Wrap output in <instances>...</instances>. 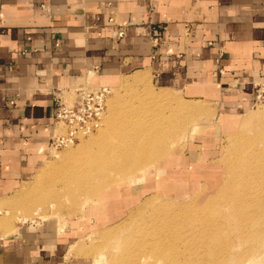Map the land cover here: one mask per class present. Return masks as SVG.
Wrapping results in <instances>:
<instances>
[{
	"label": "rangeland",
	"instance_id": "obj_1",
	"mask_svg": "<svg viewBox=\"0 0 264 264\" xmlns=\"http://www.w3.org/2000/svg\"><path fill=\"white\" fill-rule=\"evenodd\" d=\"M139 77L143 79L136 81ZM76 88L61 92L59 97L73 103ZM253 92V107L231 116L212 101L161 87L150 71L122 76L105 94L103 121L98 128L82 135L76 132L70 138L65 124L57 126L54 136L72 141L64 146L54 139L45 164L37 172L40 176L36 174L5 198L4 203L16 200L20 198L15 197L17 192L27 190L22 200L0 210V231L10 220L14 226L45 221L54 226L57 221L67 224L63 232L70 231L72 244L77 241L68 254L80 255L70 257L80 264H264V197L258 199L264 196V81ZM257 113L252 122H244ZM222 123L229 125L223 127ZM148 131H159L160 136L147 144L155 147L166 142L176 153L170 152L163 159L169 160L168 164L150 168L141 177L145 168L141 162L152 157L147 154V158L139 149L140 136ZM130 155L137 159L129 162L125 156ZM105 156L118 164L117 172L127 170L114 174L115 188L101 190L108 185L104 182L107 179L102 182L94 177L99 189L75 199L66 196V191L79 187L64 186L69 176L86 181L87 168L104 163ZM250 163L258 165V171L245 168ZM134 167L137 169L131 173ZM239 169L243 171L235 180L240 183L232 179ZM255 177L260 181L253 180ZM224 181H232L227 198L233 203L217 200ZM241 182L249 184L242 187ZM103 191L111 195L85 207L89 197L98 198ZM145 199H149L146 209L130 219V209ZM30 200L34 202L28 203L27 210L24 206ZM50 211L58 213L60 219ZM47 213L49 219H42ZM25 215L28 221L19 223ZM102 233L110 236L99 239Z\"/></svg>",
	"mask_w": 264,
	"mask_h": 264
},
{
	"label": "crops",
	"instance_id": "obj_2",
	"mask_svg": "<svg viewBox=\"0 0 264 264\" xmlns=\"http://www.w3.org/2000/svg\"><path fill=\"white\" fill-rule=\"evenodd\" d=\"M145 70L224 114L250 110L264 81V0H0V202L45 164L57 91ZM57 222L1 230L0 264H80Z\"/></svg>",
	"mask_w": 264,
	"mask_h": 264
},
{
	"label": "bare ground",
	"instance_id": "obj_3",
	"mask_svg": "<svg viewBox=\"0 0 264 264\" xmlns=\"http://www.w3.org/2000/svg\"><path fill=\"white\" fill-rule=\"evenodd\" d=\"M88 78V77H87ZM143 79V77H139L136 81H139V80H142ZM82 80H84V79H82ZM64 101H66V99L65 98H62ZM68 103H70V101H67ZM257 115H258V113L257 114H253L250 118H249V120L247 121V119L244 121V122H246V124H249L250 122H252L253 121V119H255L256 117H257ZM103 121V120H102ZM101 121V122H102ZM101 122H100V124H101ZM243 122V123H244ZM242 125V127H243V125L244 124H240L239 126H241ZM239 126L237 127V129L239 128ZM160 136V133H159V131H151V132H147L145 135H144V133H142L141 134V136H140V138H142L141 139V141L139 142V145H140V147H139V149H141V151H142V153H146V155L147 154H149V155H151L152 157L149 159V160H146V161H144V162H141V166H144L145 168L142 170V171H140L139 173H141L140 174V176L141 177H145V171H147L148 169H150V168H152L153 170H156V169H158V167L159 166H161V164H168L169 163V160H167V159H165V160H163L165 157H169V153L170 152H175L176 153V150L175 149H171L170 147H167V145L165 144L166 142H162V143H159L160 145H158V146H155V147H153L152 145H150L151 143H152V140H156L158 137ZM55 137V136H54ZM164 137V136H163ZM171 138V137H170ZM150 143V144H147V143ZM169 142V141H168ZM173 143V142H172ZM167 144H169V143H167ZM155 145V144H154ZM173 145V144H172ZM172 145H168V146H172ZM102 154H105V153H102ZM101 154V155H102ZM173 155V154H172ZM126 157V159L129 161V162H132V161H135L136 159H137V157L135 156V157H133L132 155H130L129 157L128 156H125ZM148 157H150V156H148L147 155V158ZM141 158L142 159H144V157L143 156H141ZM146 158V159H147ZM102 160H103V162L104 163H102V164H97V165H91L89 168H87V170L85 171V173H86V175L85 176H88L86 179V181H82V183L81 182H79V181H77L76 180V177H75V175L74 176H72V175H70L69 176V178L67 179L68 180V182L64 185L65 187H68V188H70L69 186L70 185H75V187L76 186H79L78 187V189H71L70 191H66L65 192V195L66 196H69V197H71V198H73V199H75L76 197H78V196H80V195H82V194H86L87 196L93 191V189L95 188V189H99V187L100 186H98V185H96V183H94V181H93V178L94 177H98L97 179L98 180H102V182H103V179H107V181H104L105 183L107 182L108 183V185L107 186H105L103 189H101V190H104V189H106V188H108V186H110V188L108 189V190H106V191H110L111 190V188H115V186L117 185V180L116 179H114L113 178V176H114V174H118L119 172H126L127 170L124 168V170L122 169V168H120V169H118V172L116 171V169L119 167L118 166V164H116V163H110L111 161H110V157L109 156H105V157H102ZM108 164V165H107ZM107 165V168L105 169V170H103V168H102V166L103 167H105ZM141 166H138V167H141ZM98 167V168H97ZM137 167V166H136ZM245 168H247V169H251V170H256V171H258V165H254V164H248ZM88 169H94V172L92 171V170H88ZM137 168H133V170H130L131 171V173H134V171L136 170ZM242 169H239V171H238V173H235V174H233V180H235L238 176V174L239 173H242ZM244 171H245V177H244V179H246V175H247V172H246V170L244 169ZM261 171L262 172H264V165L261 167ZM40 174V173H39ZM38 175V174H37ZM138 175V174H137ZM252 175V174H251ZM40 175H38V177H39ZM90 176H92V178L90 177ZM37 177V176H36ZM74 177V178H73ZM156 177H158V176H156ZM156 177L154 178V180L156 179ZM231 177V173L228 171V174H227V178H230ZM261 177L263 178V180H261V181H264V174H261ZM40 179V178H39ZM251 179V178H250ZM64 180V179H63ZM253 180H255V181H260L259 180V178L258 177H255ZM61 181L62 180H60V183H61ZM100 181H97V182H100ZM236 182H239L240 183V181H238V180H235ZM58 182H59V180H58ZM232 181H227V182H225L224 181V183H223V186L221 187L222 188V190L220 191L221 192V194H220V196L217 198V200L218 201H221L222 203H233V201H231V200H229L228 198H227V195L230 193V191H231V187L233 186H228V184H230ZM141 183V182H140ZM261 183V182H260ZM118 184H119V181H118ZM248 185L249 184V182H247V183H244V182H241V184H240V186H242V187H244L245 185ZM72 187V186H71ZM75 187H73V188H75ZM77 188V187H76ZM27 193V190L25 189V190H21V191H19V192H17V194L15 195V197L17 198V197H20V198H18V199H16L17 201L19 200V199H23V196H25V194ZM29 193V192H28ZM27 195V194H26ZM99 197L98 198H92V197H89V199L87 200V202L84 204V203H82L83 205H85V207H88L90 204H95L94 202H102L103 200H104V198H108V196H110L111 195V193H108V192H105V191H103L102 193H99ZM264 196H259V198L258 197H256V198H258V199H260V198H263ZM175 198H179V197H175ZM21 199V200H22ZM5 200V199H4ZM4 200H2L1 202H0V210L2 209V210H4L3 208H5V206H8L9 208L11 207V206H13L14 204H15V202H16V200H11V201H7V202H5L4 203ZM148 200L149 199H145V200H142V203L138 206V207H135V208H133V209H130V211H129V218L130 219H134V218H136L138 215L136 214V213H138V212H142V210L144 209H146V206H148ZM211 200V199H210ZM15 201V202H14ZM3 202V203H2ZM13 202V203H12ZM19 202V201H18ZM22 202V201H21ZM32 203L33 204V202L34 201H32V200H30V201H26V203H25V201L24 202H22L23 204L25 203V206L24 207H26L27 208V210L28 209H30V208H28L27 206H28V203ZM155 202V201H154ZM10 204H13V205H10ZM17 205V204H16ZM20 205H22V204H20ZM41 205H42V203L40 204V206L39 207H41ZM56 205V204H55ZM18 206V205H17ZM23 206V205H22ZM208 207H207V209H209L210 211H212V209L209 207V205H207ZM213 206H215V204L214 205H211V207H213ZM7 207V208H8ZM19 207V206H18ZM84 207V208H85ZM36 209V208H35ZM55 209H56V207H55ZM39 210L40 211H42L40 208H39ZM53 210V209H52ZM32 211H34V210H32ZM55 211V210H54ZM53 212V211H52ZM3 213V212H2ZM19 213V212H18ZM33 213H35V212H33ZM50 213H51V211H50ZM214 213H216L215 211H214ZM5 214V213H4ZM53 216H56V217H58V219H60V215L58 214V213H51ZM139 214V213H138ZM17 215V214H16ZM16 215H15V218H16ZM21 215H24L23 213L21 214ZM36 216H37V214H35ZM49 213H47V215H45L44 214V218L42 217V219H49ZM4 216V215H3ZM20 216V213H19V215L17 216V217H19ZM1 217V216H0ZM6 217V216H5ZM62 217V216H61ZM7 218V217H6ZM5 218V219H6ZM15 218H13L14 220H15ZM83 218V217H82ZM19 219V218H18ZM17 218H16V221L18 220ZM28 221V217H27V215H25L23 218L21 217V219L19 220V223H25V221ZM6 221V220H5ZM11 221V220H10ZM10 221L8 222H6V224L4 225L3 224V226H5V227H3L4 228V231H5V233L3 234L5 237L6 236H9V235H11V234H14L17 230H18V228L20 227V225L19 226H14L13 225V223H12V225H11V223H10ZM15 221V222H16ZM2 221H0V223H1ZM4 222V221H3ZM36 223V222H35ZM16 224V223H15ZM1 227H2V224H1ZM105 231V230H104ZM103 231V232H104ZM95 234V233H97V232H92L91 234ZM95 235H97V234H95ZM110 236V234H104V233H102L100 236H98L99 237V239H104L105 237H109ZM83 238V237H82ZM74 246H70L69 248H70V250H72V248H73ZM165 260L166 261H168V258H165Z\"/></svg>",
	"mask_w": 264,
	"mask_h": 264
},
{
	"label": "built area",
	"instance_id": "obj_4",
	"mask_svg": "<svg viewBox=\"0 0 264 264\" xmlns=\"http://www.w3.org/2000/svg\"><path fill=\"white\" fill-rule=\"evenodd\" d=\"M186 31L188 33L189 29H186ZM122 35L123 31L119 30L117 38L122 37ZM159 40L160 38L157 35L152 36L153 47L158 45ZM77 86L78 88H76ZM75 88L76 99L73 103H67L59 97L61 92L67 90L57 91L53 96L52 109L55 126L57 128V126L65 124V127L69 128L68 137L70 138L76 132L82 135L91 128H98L102 119L105 94L109 90V87H93L86 82L76 85ZM52 137L51 145L54 139H57L56 142H59L60 145L64 144V146L72 141V139L65 136L56 138L53 134Z\"/></svg>",
	"mask_w": 264,
	"mask_h": 264
}]
</instances>
